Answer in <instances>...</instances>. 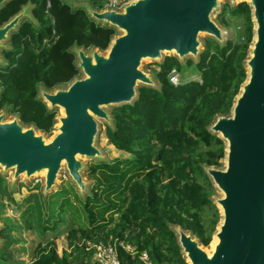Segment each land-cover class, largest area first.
Instances as JSON below:
<instances>
[{
  "label": "trees",
  "instance_id": "1",
  "mask_svg": "<svg viewBox=\"0 0 264 264\" xmlns=\"http://www.w3.org/2000/svg\"><path fill=\"white\" fill-rule=\"evenodd\" d=\"M69 1L8 0L0 8V26L26 5L32 16V20H21L2 51L0 111L45 135L52 131L57 111L49 110L38 97L39 88L50 91L79 76L74 47L104 51L117 33ZM74 1L86 2L95 10L103 9L106 2ZM232 18L242 20L241 41L226 40L220 45L209 38L196 61L181 63L174 56L163 57L152 72L158 87L140 86L131 104L110 110L112 124L104 125L107 143L129 157L94 161L86 167L87 193L83 198L74 195L78 207L69 208L67 250L59 254L55 242L45 240L35 247L28 264L83 261L92 253L84 250L85 242L112 239L124 240L136 251L130 256L117 247L120 264H143L138 259L142 252L151 264H187L172 226L208 246L219 214L210 200L212 187L203 166L221 167L224 144L207 127L216 115L230 112L246 78L244 60L252 40L251 10L246 2L225 4L217 22L229 27ZM43 40L48 44L43 45ZM173 68L179 74L191 68L199 78L172 85L168 75ZM48 213L49 223L53 211ZM41 214L37 200L28 204L21 219L26 225L29 218L35 219L42 237L48 230L55 231V225L42 223ZM14 227L0 228V262L4 264H8L5 251L15 241L8 235Z\"/></svg>",
  "mask_w": 264,
  "mask_h": 264
},
{
  "label": "water",
  "instance_id": "2",
  "mask_svg": "<svg viewBox=\"0 0 264 264\" xmlns=\"http://www.w3.org/2000/svg\"><path fill=\"white\" fill-rule=\"evenodd\" d=\"M8 0H0V8ZM221 0H131L120 9H92L80 4L95 22L117 33L104 51L74 47L79 76L38 97L49 110L60 109L51 138L18 117L0 111V174L11 173L10 187L43 175L42 193L56 186L64 171L82 197L87 193L82 159L103 161L96 146L99 121L112 124L110 110L131 104L140 86L157 88L145 60L160 63L174 56L182 63L200 53V36L223 45L224 30L212 14ZM246 2L251 10L252 40L244 60L246 78L227 115H216L207 127L224 144V166H203L221 194L211 198L219 213L212 233L216 244L206 250L188 231L172 226L187 264H264V0ZM30 5L0 26V50L22 19L32 20ZM0 65L5 60L0 56ZM1 228V227H0Z\"/></svg>",
  "mask_w": 264,
  "mask_h": 264
},
{
  "label": "rangeland",
  "instance_id": "3",
  "mask_svg": "<svg viewBox=\"0 0 264 264\" xmlns=\"http://www.w3.org/2000/svg\"><path fill=\"white\" fill-rule=\"evenodd\" d=\"M247 1V0H244ZM70 4L74 7H81L80 4L83 2L81 1H69ZM230 4L229 0H221L218 6V9L212 14L213 20L217 22L218 15L221 12L222 7L225 4ZM30 11V10H29ZM230 26L223 27L220 24L219 27L224 30V40H231V41H241L242 39H238L239 36L242 35V20L241 18H232L230 19ZM218 23V22H217ZM209 39L205 35L200 36L201 45H200V52L205 50L206 42ZM8 45V42H6ZM3 49L0 50V56H2ZM167 56L166 54L163 56ZM195 60L194 58L188 57L185 58ZM182 61V63H184ZM2 66V65H0ZM141 68L147 71L150 74H153V70H158L157 62L145 60L142 63ZM199 76L192 71L191 68L186 69L182 74H180V81L185 82L193 79H198ZM62 111L57 109V116L61 115ZM10 117L8 116V119ZM54 124L53 127H55ZM105 123L99 121V132L96 136V146L101 150L102 154L104 155V159L107 161L116 159V158H127L129 157L128 154L117 151L113 146L107 143V139L105 137ZM54 130L47 134V138H51L54 134ZM82 162L86 167L94 162V160L90 159H82ZM224 166V160H221V168ZM85 169L83 170L84 179L89 184L85 176ZM43 174V173H42ZM38 175L37 178L41 179L43 175ZM10 179L11 173L6 175L0 174V227H4L6 225L15 226L11 231L8 232V235L15 239L14 242L8 247L5 251V262L8 264H28L33 256V252L35 247L38 244H42L45 240H52L56 244V249L59 254L63 250H67V242L65 239V234L69 228V220L70 217L68 216L70 206H77L78 204L75 201L74 195L78 196L79 198H83L79 195L77 188L70 182V179H61L57 181L56 186L52 188L47 194L42 193V186L41 184L35 185L34 178L29 180H25L23 177H20L14 184V187H10ZM209 181V179H208ZM210 182V181H209ZM211 184V183H210ZM212 189L209 190V196L211 198L220 197L221 194L215 189V187L211 184ZM62 190H66L63 192ZM8 192V194H7ZM10 192V193H9ZM8 195L11 197V200L8 198ZM37 200L40 201L42 205V223L46 225L53 226L55 225V231L48 230L45 232L44 236H40L38 234V223L35 219L29 218L28 225L22 223L21 214L28 206V204H34ZM65 202V203H63ZM61 206H63V211H60ZM53 211V217L49 219V223L46 221L48 212ZM219 214V213H218ZM206 218L210 217V214L205 215ZM47 222V223H46ZM219 222V219L217 223ZM212 241V237H211ZM210 243L208 246L204 247L206 250L210 249ZM2 245V239H0V246ZM1 261V260H0ZM0 264H4L1 263ZM71 264H96L95 261L91 258H86L85 260H75Z\"/></svg>",
  "mask_w": 264,
  "mask_h": 264
},
{
  "label": "built area",
  "instance_id": "4",
  "mask_svg": "<svg viewBox=\"0 0 264 264\" xmlns=\"http://www.w3.org/2000/svg\"><path fill=\"white\" fill-rule=\"evenodd\" d=\"M131 0H106L104 4V8H109V9H115L118 10L120 9L123 5L128 3ZM47 6H49L47 4ZM48 44L46 40H43V45ZM169 82L172 85H178L180 84V74L178 71L173 68L171 69L169 75ZM61 179H68L67 175L63 171L61 174ZM35 185L41 184V179L35 177L34 178ZM126 236H128L126 234ZM84 250L85 251H91V259L95 261L96 264H120L119 259H118V254H117V247H120L123 249L128 255L134 256L136 254L135 249L133 246L129 243H127L124 240H118V239H112L110 241H98L95 243H92L90 241L85 242L84 244ZM138 259L143 263V264H151L148 258V255L145 252H142L138 255Z\"/></svg>",
  "mask_w": 264,
  "mask_h": 264
},
{
  "label": "bare ground",
  "instance_id": "5",
  "mask_svg": "<svg viewBox=\"0 0 264 264\" xmlns=\"http://www.w3.org/2000/svg\"><path fill=\"white\" fill-rule=\"evenodd\" d=\"M55 134V133H54ZM53 134V135H54ZM216 244V238H212L211 244H210V250H212L214 248V245Z\"/></svg>",
  "mask_w": 264,
  "mask_h": 264
}]
</instances>
